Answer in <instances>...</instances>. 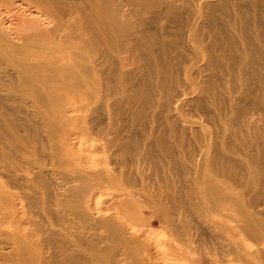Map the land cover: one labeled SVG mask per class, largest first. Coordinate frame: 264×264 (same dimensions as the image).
Instances as JSON below:
<instances>
[{"label":"rangeland","instance_id":"rangeland-1","mask_svg":"<svg viewBox=\"0 0 264 264\" xmlns=\"http://www.w3.org/2000/svg\"><path fill=\"white\" fill-rule=\"evenodd\" d=\"M55 1L83 105L0 0V264H264V0Z\"/></svg>","mask_w":264,"mask_h":264},{"label":"bare ground","instance_id":"bare-ground-1","mask_svg":"<svg viewBox=\"0 0 264 264\" xmlns=\"http://www.w3.org/2000/svg\"><path fill=\"white\" fill-rule=\"evenodd\" d=\"M22 2H26L25 4H27V6L33 5V8L38 16L33 14L31 15V13L25 14L24 10L23 14L19 13L17 16L18 18L16 17L15 28L19 31L18 35H20V37L17 39H21V47L14 46L15 48H13V45H10L9 43L11 40L8 41V39L7 41L1 39V43L5 46L7 51H14L17 54L23 53L25 47L29 48L30 51H32L31 49L33 48L40 50L42 57H44L45 53L46 55L52 56L48 59L49 68L47 69L45 65L42 66L45 70L47 69L52 71L55 77L53 78L51 75L48 77L49 82H53L56 85L52 89L54 91V96H49L52 97V99H49L50 103L60 104L68 102L71 105L86 104L88 101L86 100V96H83L85 95L83 91L89 88V83L81 76L77 78L75 77L76 79L74 78L75 80H73V78L68 76V69H63L62 63L60 64V62L65 58L64 55L67 51L71 47L75 46V42L77 39L81 38L83 34V31L78 29V27H74L73 31L69 29V19L72 13L71 11H68L70 6L67 7L65 4L59 5L55 0H22ZM97 2L98 0H85V3L87 4L86 9L89 7L88 24L91 25V30L94 35L99 40L102 39L106 46H110L111 38L117 29H119V24L118 21L108 19V14L105 12V9L102 7L100 8ZM95 4H97V6H95ZM84 31L87 32L89 30L87 29ZM120 53L121 51L118 50L117 54ZM92 63L95 64L96 61H92ZM32 73L33 72H31V75L29 76L30 79H33L38 75ZM48 86L49 85H47V87Z\"/></svg>","mask_w":264,"mask_h":264}]
</instances>
